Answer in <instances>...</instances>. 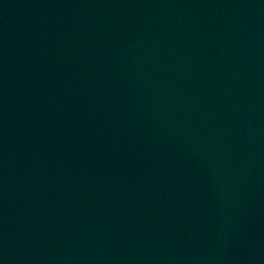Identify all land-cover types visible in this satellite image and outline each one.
I'll return each mask as SVG.
<instances>
[{"label": "water", "instance_id": "1", "mask_svg": "<svg viewBox=\"0 0 264 264\" xmlns=\"http://www.w3.org/2000/svg\"><path fill=\"white\" fill-rule=\"evenodd\" d=\"M211 0H0V130L107 52Z\"/></svg>", "mask_w": 264, "mask_h": 264}]
</instances>
